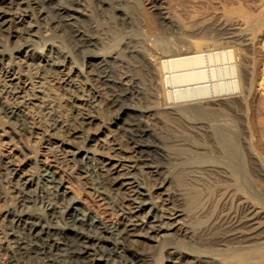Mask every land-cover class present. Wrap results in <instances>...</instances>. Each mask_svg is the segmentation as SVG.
<instances>
[{
  "label": "bare ground",
  "instance_id": "obj_1",
  "mask_svg": "<svg viewBox=\"0 0 264 264\" xmlns=\"http://www.w3.org/2000/svg\"><path fill=\"white\" fill-rule=\"evenodd\" d=\"M215 1L222 8L221 19L201 16L195 9L186 25L180 16L165 17L156 4L148 7L144 0H0V72L8 79L2 88L9 89L4 91L7 100L0 96V125L7 123L19 136H33L36 128L38 135L30 144L35 159L24 180L18 174L14 182L6 179L4 175L12 174L14 168L0 156V198L7 207L0 216V248L4 243L6 249L0 264H264V157L254 146L247 117L236 124L231 113L224 110V118L230 115L227 120L220 112L247 110V86L253 74L249 46L264 26V0H259L256 12L245 4L249 0ZM233 16L243 26L236 28V34L229 28L236 22ZM163 27L175 28L174 41L159 34ZM13 32L21 39L11 45ZM24 44L31 48L26 59L18 61L14 51ZM86 67L95 71L97 84L89 83ZM24 71L30 80L42 75V81L31 83L26 96L39 102L29 109L37 107L33 112L44 129L18 99V74ZM48 77L67 84L69 88L63 89L81 104L72 106L100 122L94 131L105 127L104 123L114 125L105 127V136L111 134L120 151L128 154L113 147L104 153L112 150L107 157L119 161L118 165L104 169L110 162L96 158L95 148L87 145L89 130L83 128L86 122L80 109L67 125L56 116L53 102L66 93L50 96ZM233 96H237L234 101ZM219 112L220 120L228 122L219 124ZM195 118H211L217 125L206 120L201 126L199 121L196 130L202 133L196 132L190 123ZM239 126L242 133L237 132ZM45 133L75 149L55 150ZM10 139L14 140L13 135ZM40 143L56 167L71 161L68 174L77 170V187H82L81 176L91 196H103L111 211L108 217L81 203L64 185L62 175L36 158ZM241 146L249 161L244 172L239 170L242 155L238 166L227 169L221 156H213L216 153L210 157L214 164L193 165L194 181L183 172V178L175 181L169 171L182 160L177 149L182 148L183 158L185 153L193 155L194 148L213 152L220 148L229 152L230 161L242 153ZM57 151L71 159L59 161ZM226 151L221 153L227 155ZM118 166L124 172L117 175L125 177L126 183L111 176ZM142 167L151 168L155 176L151 184ZM110 181L129 185L135 196L112 189ZM152 187L164 195L166 209L154 200ZM165 210L184 224L181 233L164 221Z\"/></svg>",
  "mask_w": 264,
  "mask_h": 264
},
{
  "label": "rangeland",
  "instance_id": "obj_2",
  "mask_svg": "<svg viewBox=\"0 0 264 264\" xmlns=\"http://www.w3.org/2000/svg\"><path fill=\"white\" fill-rule=\"evenodd\" d=\"M144 1L148 7H150L152 4H156L160 8V11L162 12V14L165 17H168L170 15L180 16L182 18V21L186 25H189V23L191 21L190 15L192 14V11L195 9L198 11L199 15L201 14V16L202 15L206 16L208 14V16H215L217 18H220L219 16H221V14L223 13L222 8L220 10L221 6L220 7L217 6V5H220L219 2L218 1L216 2L215 0H213V1L217 4H215L214 2L209 3L210 1L208 2L207 0H144ZM254 1H255V3L252 4V2H254ZM254 1L249 0L248 2H245V4H249V6H247V7L250 8L251 9L250 11H252V12L257 11V4L259 3V0H254ZM229 2H231V0ZM242 2L244 4V1H242ZM228 6H231V5H228ZM254 7L256 9H254ZM212 10H214V11H212ZM220 12H222V13H220ZM211 13H212V15H211ZM235 17H234V19L231 18V20H233L234 22L236 21L235 23L233 21H231V23L233 22L234 25H232L230 27L228 26V27L229 28L233 27V29H230V30L236 34L238 32L237 27L240 28V26L241 27H243V26L240 25V21L238 20V17L237 18H235ZM30 19L31 18H29V17L25 18L26 21H30ZM238 21H239V24H236ZM23 25H27V24H23ZM174 29L175 28H173V27H170L168 29H167V27H163V28L159 29L161 31H159V30H157V31H159V34L162 35L163 37H167L170 40L174 41V39H173ZM19 36H20V34L13 32L12 36L9 38V43H11V45H13L14 42L19 41L21 39ZM163 39H166V38H163ZM251 42H252V44L250 43L251 45L249 46V50H250V54H251V60L249 57V61H251L250 65L252 67L253 74L250 78L249 85L247 86V89H250V92H247V101H246V106H247L246 109L247 110H243L240 107L237 109L232 108L231 110H230V108H228V109L224 108V109H222L223 111H220L221 113H223V116L220 112L217 113V115L219 114L218 116L217 115H215V116H217V118L220 120V119L224 118V116H225L224 114H226L227 112H228V114L231 113L232 117L227 114L228 117H225L224 119L227 118V120H228V118L230 116V118L235 120V121H233L234 123L237 121L236 124H238V123L240 124L247 117L246 120L249 122V125L252 128L251 130H252V134H253L254 146L257 149V151L259 153H261V155L264 157V26L261 27L259 33L256 34V36L253 38V40ZM55 44H58V42L55 41ZM30 48H31V46H29L28 44H24L18 50L14 51V56L17 57L16 60H18V61L19 60H22V61L25 60L26 59L25 56L28 54L27 52L30 50ZM155 52H159V50H156ZM84 71H86L85 76L89 79V83L90 84H97V76H96L95 71L90 70L89 67H86L84 69ZM18 75L20 78V80L18 82L19 88L17 90L18 99L22 101V104H24L25 108H28L27 111L29 112V114L34 116L35 122L40 124V127H42V129H44L43 128L44 124L41 123L42 121L39 120L40 117H38L37 115L34 114L35 111L33 112V110L37 107L35 106L32 109H29L32 104H38L39 102L37 100L31 99L32 97L29 98L28 96H26V93L31 91L30 90L31 83L37 82V81H42V78H41L42 75L40 74L38 77H37V75H34L32 80L29 79V77L26 75L25 71L18 74ZM78 75H79V78H81V75L80 74H78ZM2 79L4 81H2ZM47 80H48V82L45 84L48 85V87L50 88L49 91L51 90L53 92V93H49L50 96H54V97L59 98L62 96V93H66V94H64V96L59 101H57L58 99H55L53 102V104L55 103V108H56L55 114H56V116L59 119H61L62 121L64 119L65 121L63 122V124L67 125L68 122H70V123L72 122V120H70V116L75 115L76 111L78 109H80L83 112L82 120L84 122H86V124H83V128H87L89 130V133H88L89 139L86 142L87 145H90L92 148H95L96 158H98L99 160L103 159V161L105 163L110 162V164L107 165L106 167H104V169L108 168V167L110 168L111 165L116 162V160L115 159H108L107 156H109V153L113 154L114 152H112V150H110L109 153H104V152H106L107 148H109V147H113V150L115 152H119L120 151V149H119L120 145H119V143H116L117 141L112 140L111 134L105 136V134H107V130L105 127H110L111 129H113L114 125L112 123H104L105 127L99 126L98 131H94L95 128L98 127V124H100V122H98L97 119H95V118L93 119L92 117L90 118L89 115L84 114L85 110H83L82 108L72 106L73 103H75V105H81V104H79L80 100L79 101L77 100V102H76V100L75 101L72 100V98L69 97L70 94H67L69 91L67 90L68 91L67 92L64 90V89H68L69 86L65 83H62V81H57V79H55L53 77H48ZM7 81H8V79L5 78V76L2 74V72H0V89H1L0 96L2 97V100H7L6 97L8 95H7V93H4V91H5V89H6V91H8L9 89L7 86L2 88V84L4 82H7ZM104 97L105 96H103V98ZM230 99L234 101L237 99V96H233V99H232V97H230ZM58 104H61L60 107H56ZM74 109H76V110L74 111ZM224 110H226L227 112ZM43 112H46V110H44ZM61 112L64 113V116H62ZM67 112L71 113L68 115V117H66L67 115H65ZM224 112H226V113H224ZM238 113H239V115H238ZM108 114H109V112L105 111L103 116L105 118H107ZM244 114L246 115L245 117H244ZM220 115L222 116V118H219V117H221ZM211 117L213 118V120L217 119L214 116H211ZM214 118H216V119H214ZM77 119H79V121L81 120L79 115H77ZM224 119H223V121L222 120H220V121L216 120V121L220 122L219 124H221L222 122H228L227 120L224 121ZM232 119H229V121L230 120L232 121ZM203 120L204 119L198 120L197 118H195V120L192 119V121H190V123L191 124L194 123V127H195L194 129L196 130V128H199L200 125L201 126L206 125L205 121L207 119H205L204 122H202ZM211 120H212L211 118L209 121L207 120V124L211 125V123H212L215 125L216 121H213V120L211 121ZM107 121H108V119H106V122ZM210 121H211V123L209 124ZM195 122H197V125L195 124ZM199 123H200V125H198ZM222 124H224V123H222ZM216 125H217V122H216ZM239 128H240V130L237 128L238 129L237 132L242 133V130H241L242 127L239 126ZM35 130H36V128L33 129V131H34L33 136H31L28 133H26L25 136L24 135L19 136L18 130L17 129L13 130L15 132V133H13L10 125H8L7 123H5L4 125H0V156H1L2 160L5 161L6 164H8L6 166H8L9 168H14V171L12 174H10L8 176L6 174L4 175V177H6V179H9L12 182H14L15 179H18V176H16L17 174L22 179L24 177L27 178V175L29 174V170H31L30 166L33 165L34 159H35L32 152H30L33 149L32 147H30V144L32 143V138L38 136L37 134H35ZM38 131L40 132L41 130H38ZM197 131L198 132L200 131V133H202V131L200 129L196 130V132ZM196 132H195V134H196ZM48 134L45 133V139H50L52 146L54 148H56L55 150H58L60 147H63V148L66 147L69 150L75 149L74 147L67 145V143H62L60 141L59 137H56V136L55 137L54 136L49 137ZM12 135L14 137V140H17L16 143H14V140L10 139V137H12ZM239 135H242V134H239ZM74 140H77V139H74ZM190 148L192 150V147H189L187 150L188 153H189ZM38 149L39 150H38V153L36 155V158H38L39 160L45 161V164L48 163L53 168V170H55V172L61 174L65 180L64 185L67 187H70L69 190L74 191L76 193V195L79 196V201L81 203H83L84 205H86L89 208H92L95 211V213L101 217H104V216L108 217L110 215L111 211H110L109 207L106 205V201L102 200L103 196H98V197L91 196L90 193L92 191L90 190L88 185L83 184V183H85V180L81 176H79V180L82 183V187L81 188L77 187V185H76L77 181H75V179H74V177L78 176V172H76L77 170L76 171L74 170L75 172H72L71 175L68 174V172H70V170H68V168H69L68 166L72 164L71 161H66V163H65V161H62L61 166L56 167L54 162H53L52 156L48 152L46 147L40 143V146H38ZM216 149L219 152L221 150L220 148H219L220 150L218 148H215L214 152H213V151H210L208 149H204V151H203L202 149L197 150L194 148V150H192V151H194V152H192L193 155L191 154L190 156H189V154L187 156V154L185 153L187 151L185 149H183V150H185V152H184L185 156L183 158L181 157V156H183L182 148L180 149L181 151L179 149L175 150L176 152L180 153L179 155L182 154L180 156V159H182V160H178L177 161L178 164L172 165L169 168V171L172 173L173 177H175L174 180L180 181L181 178H183V176H185V178H187L188 176H186V175L190 176L187 179L193 180L194 178H192V175L196 174L194 171L193 172L190 171L191 169L192 170L194 169L193 165L204 166V164H209L207 162L211 161L210 157H212L213 153H216V154H213L214 157H215V155L219 156V157L221 156V159L223 160L222 161V160L218 159L219 158L218 157L217 160L219 163L217 161H215L216 159L213 160V161H215V164L218 163V164H220V166H222L221 163L223 162L224 163L223 167H227V169H228V167L233 168V167H235L236 164L238 166L237 162L239 160L240 155H242L241 159L242 160L244 159L243 160L244 163L239 170L244 172L245 170H247L249 168V161L246 159L247 154H246V151H245L243 146H241V150L243 149L242 153L241 154H235L236 159L237 158L238 159L236 160L235 157L233 158L234 161H233V159L232 160L230 159V161L233 165L229 161V156H228L229 152L228 151H226L224 148H222L227 153V155H225V154H222L225 152L224 150H223L224 152L221 151L222 153L221 152L218 153V151ZM195 150L199 154H200V152L201 153L203 152V154L198 155V153H197V155H196ZM215 150H216V152H215ZM209 151L212 153L210 154ZM61 152L62 151H57V156H58L59 161L63 160L64 158H66L67 160L71 159L70 155L61 154ZM120 152L123 153L122 155L128 154V152H124V151L123 152L120 151ZM204 152H209L210 156L208 155L209 156L208 157L207 155H204ZM205 154H207V153H205ZM222 155L225 156V157L223 156L224 159H223ZM231 155L232 154H230V157L232 158L233 156H231ZM226 157H228V158L226 159ZM224 160L227 163L224 162ZM179 161L181 163H179ZM228 161H229V163H228ZM121 162L126 164V165H132L131 163H129L126 160H122ZM118 163H119V161L116 162V165H118ZM210 164H214V162L211 161ZM38 165L40 166L41 164L39 163ZM198 168H200V167H197V169ZM141 169L144 172V176H147V177H145V178H147L146 180L151 184L153 182L152 178L155 177L154 174L151 173L152 172L151 168L142 167ZM185 169L187 172L185 171ZM187 169H189V170H187ZM128 170L129 171L132 170V167H129ZM133 171H131V172H133ZM188 171H189V173H188ZM122 172H124V170H122V168L120 166H118V167L112 169L111 176L112 177L118 176L117 174H120ZM181 172H183V176H181L182 175ZM70 180H73V181H70ZM118 180L120 182L123 181L124 183H126L125 177H122L120 175L118 176ZM70 182H72V183H70ZM109 184H110L112 189H116L117 191L120 190V192H128L130 189L129 185H127V184H125L123 186L120 185V183L112 185V181H110ZM150 192H152L154 200L158 204H160L163 209H166V207L169 206L168 204H166L165 201L164 202L162 201V198H164V195L162 193H159L160 192L159 189L152 187ZM128 194H129L130 198H133L135 196V195H133V192H130V191L128 192ZM146 199H148V198H146ZM127 203L128 202L125 201L123 204L128 205ZM3 204H4V198H0V216H2L3 213L7 209V207ZM133 204H136V203H133ZM103 210H105V213H102ZM137 213H135V214H137ZM164 216H165L164 221H168L169 223H172L170 228H174V230H176L179 233H181L185 229L184 224H181V220H178V218H175L174 215H170L167 210L164 211ZM132 217L136 218L135 216H132ZM136 222L141 223L140 220H137ZM204 225H201L200 227H202ZM5 254H6L5 244L2 243L1 248H0V260H3L5 258ZM168 262L169 261H164V264H168Z\"/></svg>",
  "mask_w": 264,
  "mask_h": 264
}]
</instances>
